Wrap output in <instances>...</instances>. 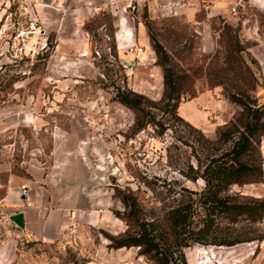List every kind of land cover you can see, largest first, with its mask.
Wrapping results in <instances>:
<instances>
[{
  "label": "rangeland",
  "instance_id": "obj_1",
  "mask_svg": "<svg viewBox=\"0 0 264 264\" xmlns=\"http://www.w3.org/2000/svg\"><path fill=\"white\" fill-rule=\"evenodd\" d=\"M122 2L127 10L134 4L149 38L146 52L155 53L154 62L146 64L126 49L124 54L133 57L130 63L113 55L112 17L99 12L84 24L98 74L83 79L75 93L64 88L57 95L46 75L56 38L31 12L44 4L0 0V167H7L0 168V264H155L149 255L140 254V246H111L110 236L135 235L140 223L163 247L174 250L183 244L187 264L200 263L201 248L216 256L212 259L218 264H264V214L257 222L244 217L233 222L219 215L214 203L204 202V179L187 176L197 169L201 174L211 158L230 147L218 129L236 133L246 120L242 107L228 93L242 96L248 105H264V9L245 5L232 17L207 18L212 44L205 48L201 28L185 15L173 13L170 1ZM31 19L38 21L43 33L30 32ZM103 27L110 35L105 41ZM143 64L146 69L140 70ZM165 73L171 78L168 86ZM204 91L219 105L211 112L200 106L206 120L191 124L180 116L178 106ZM79 111L88 121L103 123L100 129L114 143V164L105 181L121 201L119 210H113L120 226L71 222L55 238L32 237L10 219L22 206L4 200L11 188L30 177L28 163L37 159L44 165L49 160V125L35 130L30 121L39 117L64 124ZM257 139L251 159L260 163L263 175L228 186L223 195L229 203L264 197V133ZM137 147L144 153L140 158L134 156ZM177 208L185 216L180 223L174 213ZM233 238L244 240L221 243ZM126 248L133 251L131 260L122 259Z\"/></svg>",
  "mask_w": 264,
  "mask_h": 264
},
{
  "label": "crops",
  "instance_id": "obj_2",
  "mask_svg": "<svg viewBox=\"0 0 264 264\" xmlns=\"http://www.w3.org/2000/svg\"><path fill=\"white\" fill-rule=\"evenodd\" d=\"M122 1L109 0L108 5H104V0H53L54 5L51 7L31 8L39 23L56 38L47 59L46 75L52 80L57 95L65 92L64 88L71 94L75 93L83 79L98 74L94 55L90 53V38L84 30L85 22L95 14H111L113 35H108L104 27L102 33L104 41V37H111L113 55L124 56L123 60L130 63L133 57L124 54V49L135 44L144 48L150 46L146 29L138 20L134 4L132 10H127ZM137 1L143 0H135V3ZM153 2L146 0L148 5ZM235 3L236 0H190L186 4L174 6L170 1L169 9L175 14L185 15L190 22L198 25L203 46L210 48L212 36L206 19L215 16L232 17L235 14L230 11V7ZM245 5L264 9V0H241L239 9ZM141 53L138 55L140 60L146 64L154 62L155 53H148L146 49L145 53ZM139 68L146 69L144 64ZM152 70L157 72L156 68ZM202 105L211 112L219 103L211 93L199 92L180 102L178 112L191 124L202 125L206 120L205 111L200 109ZM30 122L35 130H42L49 125L51 146L48 163L43 165L37 159L28 163L30 177L19 181L4 198L14 205L22 206L18 211L23 213V227L27 234L41 239L55 238L71 222L94 227L106 222L120 226L121 220L113 210H119L121 201L113 195V188L105 181L107 172L114 164L111 152L114 143L100 129L103 123L93 121L97 127L92 129L80 111L64 124L55 120L47 123L39 117L32 118ZM106 163L110 164L109 168ZM0 168L7 169L2 165ZM12 181L17 182L15 178ZM21 184L28 187L26 198L21 194ZM125 250L127 253L122 259L131 260L132 249Z\"/></svg>",
  "mask_w": 264,
  "mask_h": 264
},
{
  "label": "trees",
  "instance_id": "obj_3",
  "mask_svg": "<svg viewBox=\"0 0 264 264\" xmlns=\"http://www.w3.org/2000/svg\"><path fill=\"white\" fill-rule=\"evenodd\" d=\"M155 50L159 52L160 46L155 44ZM165 86L171 83L169 73L164 74ZM231 101L239 104L243 113L246 115V120L241 124V127L235 129L236 133H231L225 129H218L219 137L231 145L228 150L224 151L217 157L211 158L209 163L204 167L201 174L192 171V175H187L194 179L198 175L205 181V188L202 194L205 196L204 202L214 203L218 214H225L231 221L235 222L238 217H244L248 221H260L264 214V197L261 199H250L245 201H234L229 203L227 196L223 195L225 189L233 183H243L245 181L262 177L263 170L259 162L251 159V152L255 149L259 134L264 133V105H248L242 96L234 93H228ZM128 105L136 107L137 103L123 98ZM125 201V199H123ZM176 222L180 223L185 220V216L181 215V208L175 209ZM111 246L114 247H129L140 246V254L149 255L155 264H187L184 252L182 251L183 244H177L174 250L169 247H163L155 241V235L149 231L145 223L139 224V231L135 235L125 234L119 237L110 236ZM244 239L233 238L223 240L221 243L234 244ZM176 252V253H175ZM201 261L199 264H218L213 260L210 254H206L204 249L200 250Z\"/></svg>",
  "mask_w": 264,
  "mask_h": 264
},
{
  "label": "built area",
  "instance_id": "obj_4",
  "mask_svg": "<svg viewBox=\"0 0 264 264\" xmlns=\"http://www.w3.org/2000/svg\"><path fill=\"white\" fill-rule=\"evenodd\" d=\"M104 1H105L104 5H108V1L109 0H104ZM170 1H171V4H174V6H179V5H183V4L188 3L190 0H170ZM240 1L241 0H236V3L230 7V11L232 13L238 12ZM35 2L40 4V5H43V4H47V3H50V2L52 3L53 1L52 0H35ZM28 28L30 29V32H41V33L44 32L43 29H39L40 27H39L38 21L35 20V19L29 20ZM144 49L145 48L143 46H138L137 44H135V45L128 46L126 48V52L132 53V54L133 53L139 54V53L143 52ZM93 124H94V122L92 120H90L89 121V125L92 126ZM94 126H95V124H94ZM143 154L144 153L141 150H139V147H137L135 149V153H134L135 157L140 158V157H142ZM19 188H20L22 196L26 197L27 193H28V187L25 184H21L19 186Z\"/></svg>",
  "mask_w": 264,
  "mask_h": 264
},
{
  "label": "water",
  "instance_id": "obj_5",
  "mask_svg": "<svg viewBox=\"0 0 264 264\" xmlns=\"http://www.w3.org/2000/svg\"><path fill=\"white\" fill-rule=\"evenodd\" d=\"M10 219L15 222L18 226L23 227V213L17 212L10 216Z\"/></svg>",
  "mask_w": 264,
  "mask_h": 264
},
{
  "label": "bare ground",
  "instance_id": "obj_6",
  "mask_svg": "<svg viewBox=\"0 0 264 264\" xmlns=\"http://www.w3.org/2000/svg\"><path fill=\"white\" fill-rule=\"evenodd\" d=\"M51 3V2H50ZM45 5H48V3L47 4H44V6ZM37 33V32H36ZM143 53H145V49H144V51L141 53V54H143ZM129 54H132V53H129ZM133 55V54H132ZM140 55V54H139Z\"/></svg>",
  "mask_w": 264,
  "mask_h": 264
}]
</instances>
